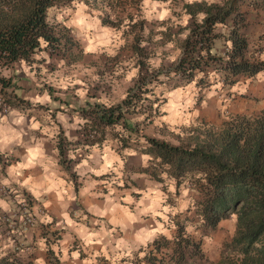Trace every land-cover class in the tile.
Returning a JSON list of instances; mask_svg holds the SVG:
<instances>
[{
    "label": "crops",
    "instance_id": "crops-1",
    "mask_svg": "<svg viewBox=\"0 0 264 264\" xmlns=\"http://www.w3.org/2000/svg\"><path fill=\"white\" fill-rule=\"evenodd\" d=\"M64 24L96 28L101 39L84 51L91 63L43 49L34 66L21 61L9 69L12 109L0 115V223L1 214L18 210L11 239L21 233L29 251L19 256L31 254L34 264H138L156 239L174 232L172 219L184 210L178 200L180 206L186 200L175 193V178L162 172L160 158L148 152L149 143L114 138L111 126L96 123L94 104L121 102L137 76L134 66L121 79L113 70L95 73L100 58L121 59L104 50L115 31L102 23ZM25 197L33 226L22 220ZM0 238H6L0 248L10 250V237L0 231Z\"/></svg>",
    "mask_w": 264,
    "mask_h": 264
},
{
    "label": "trees",
    "instance_id": "trees-1",
    "mask_svg": "<svg viewBox=\"0 0 264 264\" xmlns=\"http://www.w3.org/2000/svg\"><path fill=\"white\" fill-rule=\"evenodd\" d=\"M73 1L0 0V69L12 68L23 60L32 63L43 49L50 50L51 54L72 49L75 43L68 29L51 22L49 10ZM242 1L188 3L186 8L192 23L185 27L188 32L183 40L178 37L180 32H172L170 28L161 31L164 41H173L181 49L179 56L168 67L161 66L139 77L121 103L106 107L96 102L92 113L97 116L98 126L118 125L123 140L122 133L134 130L126 119L128 110L143 93L152 90L150 85L155 80L176 88L194 81L206 87L211 85L212 79H217L229 86L243 78H255L264 70L261 55L264 48L252 49L249 34L243 29L246 23H242ZM199 13L203 14L201 20L197 18ZM140 27L144 30L143 23ZM142 33L135 38L132 47L137 64L147 70L150 53L147 47L139 46ZM218 42H222L224 49L216 47ZM162 75L166 81L160 79ZM0 85L2 89L9 88L10 78L0 73ZM193 132L177 145L149 137L148 152L160 158V164L178 184L187 177L197 179V183L202 181L205 197L199 202V211L204 225L216 228L221 220L237 214V229L229 244L232 252L217 264H264V110L256 116H235L217 128L197 127ZM177 224L178 236L171 259L177 256L181 264L191 248L200 247V243L192 236L179 238L185 227L178 220ZM158 243L156 239L154 244ZM19 250L7 251L0 257V264H34L31 254L22 258ZM149 262L156 264L152 257Z\"/></svg>",
    "mask_w": 264,
    "mask_h": 264
},
{
    "label": "rangeland",
    "instance_id": "rangeland-1",
    "mask_svg": "<svg viewBox=\"0 0 264 264\" xmlns=\"http://www.w3.org/2000/svg\"><path fill=\"white\" fill-rule=\"evenodd\" d=\"M195 1L213 2L221 0H89L87 2L74 0L69 5L53 6L49 10L50 21L59 23L68 29V35L75 44L72 49L59 50L52 54L66 56L75 62L91 63L92 58L90 56L84 58V51L96 39H101L97 33L98 30L96 28L77 30L64 23H102L112 28L115 31L116 40L110 46L108 44L104 50L113 54L115 52L120 53L121 59L116 61L109 57V60L106 59L105 61V59L100 58V66L95 68V73L102 72L103 75H106L110 70H113L121 79L123 78L122 73L127 72L130 66H134L138 69L137 76L130 83L129 93V90L135 87L139 77L146 75L147 72L152 73L161 66L168 67L179 56L181 49L173 41H164L161 31L170 28L172 32H180L178 37L183 40L188 32L185 27L192 23V16L188 13L186 5ZM240 10L243 14L242 23H246L243 29L249 34L252 49H263L264 0H243ZM202 17V13L197 15L199 20ZM140 23L144 24L142 31L140 30ZM140 32L143 33L139 46L147 47L150 53L147 58V64L150 68L147 70L146 68L141 69L140 65L137 64L138 58L132 47ZM98 41L100 40H96L94 44L96 45ZM45 46L46 44L43 45V47ZM117 47L121 49V52L118 51ZM216 47L221 50L224 49L222 42H218ZM261 55L264 58V50ZM25 63L34 66L36 56L34 62L25 61ZM9 69H0L1 75L8 77L6 75L10 74ZM114 75L116 76V74ZM160 79L166 81L163 75L160 76ZM150 88L152 90L143 93L140 100L136 99V105L127 112L129 116L137 117L140 121L134 125L130 124L134 127V130L130 131L133 134L122 133L124 141L150 144L148 138L154 137L161 140L166 139L165 141L177 145L191 137L194 128H217L235 116H256L264 110V70L255 78H243L229 86H224L223 82L212 79L211 85L206 87H200L194 81L173 88L166 83L155 80ZM123 89L126 90L127 87L123 85ZM8 93L10 94V92ZM128 93L125 98H127ZM10 97L13 95L10 94ZM123 107L127 111L124 105ZM119 129V127H112L114 138H121ZM116 130L118 134H116ZM152 134L155 135L152 136ZM160 168L162 172L165 171L167 175L173 177L168 169L166 170L162 165ZM171 183L174 184V187L176 185L175 193L185 197L186 205L180 206L182 199H179L177 206L178 209L182 207L184 210L177 212L176 217L172 219L173 225H175L174 232L162 234L158 238L159 243L156 245L154 244L155 240L152 246L145 251L144 260L139 259L138 264H142V262L143 264H150L149 259L151 257L155 259L156 264H163L162 260H165V264H178L177 256L174 257V260L171 259L173 249L176 246L175 238L178 236L177 220L185 227L183 236L179 238L184 239V237L192 236L195 241L200 243V247L191 248L192 251L181 264H217L222 258L230 257L232 250L229 248V244L237 229V214L232 213L228 218L221 220L216 228H210L204 225L199 211V202L205 197L201 188L202 181L199 180L197 183V179L187 177L182 179L180 184H178L177 179H171ZM25 199V203H27L25 205L30 208L29 198L25 197ZM25 207H20V210L24 211ZM11 211L12 209L1 214L3 220L0 223V231L4 236L8 235L10 239L14 227L9 225L5 216H9ZM16 212L18 213L17 209ZM178 214L179 217L177 218ZM13 234L15 237L11 239L13 241L12 248L10 250L0 248V257L6 255L7 251H13L17 248L20 249L19 252L23 249L29 251L23 243L21 233L18 235L16 231ZM5 242L6 238H0V246Z\"/></svg>",
    "mask_w": 264,
    "mask_h": 264
},
{
    "label": "built area",
    "instance_id": "built-area-1",
    "mask_svg": "<svg viewBox=\"0 0 264 264\" xmlns=\"http://www.w3.org/2000/svg\"><path fill=\"white\" fill-rule=\"evenodd\" d=\"M12 109V103H11V97L8 93V90L2 89L0 85V115L8 114ZM91 135L93 137H97L99 135V129H94L91 132ZM13 213H16V211H11L9 216H5V220L9 223V225H13L15 223V215ZM23 215V223L25 226H33L36 222L35 215L31 212V209L27 206L25 207L24 211L22 212Z\"/></svg>",
    "mask_w": 264,
    "mask_h": 264
}]
</instances>
